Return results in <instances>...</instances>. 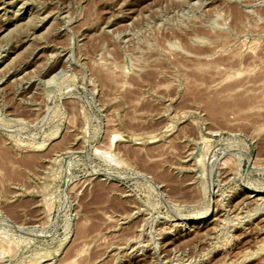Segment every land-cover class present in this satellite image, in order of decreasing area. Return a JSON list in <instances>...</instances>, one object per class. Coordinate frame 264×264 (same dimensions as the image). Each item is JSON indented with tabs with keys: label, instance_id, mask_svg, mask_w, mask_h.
Returning <instances> with one entry per match:
<instances>
[{
	"label": "rangeland",
	"instance_id": "374dc122",
	"mask_svg": "<svg viewBox=\"0 0 264 264\" xmlns=\"http://www.w3.org/2000/svg\"><path fill=\"white\" fill-rule=\"evenodd\" d=\"M263 187L264 0H0V264H264Z\"/></svg>",
	"mask_w": 264,
	"mask_h": 264
},
{
	"label": "bare ground",
	"instance_id": "6f19581e",
	"mask_svg": "<svg viewBox=\"0 0 264 264\" xmlns=\"http://www.w3.org/2000/svg\"><path fill=\"white\" fill-rule=\"evenodd\" d=\"M25 27V26H24ZM234 60V59H233ZM4 69V68H3ZM248 69V68H247ZM249 70V69H248ZM242 71V70H241ZM236 72V71H235ZM248 72V71H247ZM222 73V72H221ZM226 73V72H225ZM231 73V72H230ZM244 73V72H243ZM254 73V72H253ZM7 74V73H6ZM238 74H240L241 75V73H238ZM228 75V74H227ZM234 75V74H233ZM238 77H239V75H237ZM251 76V75H250ZM225 77H226V75H225ZM231 78H232V75H231ZM230 78V79H231ZM236 78V77H235ZM249 78V77H248ZM229 79V78H228ZM221 81V80H220ZM247 100V99H246ZM250 102V101H249ZM245 105H246V103H245ZM253 105V104H252ZM236 107H238V106H236ZM255 107V106H254ZM257 107V106H256ZM245 108V107H244ZM229 109H230V107H229ZM234 109H235V107H234ZM239 110L241 109V107L240 108H238ZM227 110V109H226ZM236 110V109H235ZM238 110V111H239ZM258 111V110H257ZM243 113V112H242ZM114 142V141H113ZM226 161V160H225ZM224 161V162H225ZM225 166V165H224ZM212 171V170H211ZM212 174V173H211ZM209 180V179H208ZM232 183V182H231ZM208 185V184H207ZM207 187V186H206ZM254 187H252L251 189H253ZM264 188V187H263ZM260 191V190H259ZM248 193H250V194H256V195H258V194H261L260 192H258V191H254V190H250ZM225 194V193H224ZM225 196V195H224ZM264 198V197H263ZM255 199V198H254ZM261 199V198H260ZM253 200V199H252ZM262 200V199H261ZM255 201V200H254ZM263 201V200H262ZM243 202V201H242ZM197 203V202H196ZM249 204V203H248ZM246 205V204H245ZM224 206V205H223ZM237 206V205H236ZM239 207V206H238ZM217 208V207H216ZM244 208V207H243ZM241 209V208H240ZM263 210V209H262ZM251 211V210H250ZM261 211V210H260ZM203 212V211H202ZM209 212V211H208ZM255 213V212H254ZM252 214H253V212H252ZM203 215V214H202ZM207 213L206 214H204L203 216H196V217H193V219H190V220H188L187 221V224H193V225H202V223H203V221L204 220H207ZM242 216V215H241ZM241 219V218H240ZM249 219V218H248ZM237 220V219H236ZM252 220V219H251ZM224 221V220H223ZM239 221V220H238ZM243 223V222H242ZM234 224V223H233ZM236 225V224H235ZM239 227V226H238ZM199 229V228H198ZM135 248V247H134ZM255 255V254H254ZM248 258H249V256H248ZM243 259V258H242ZM245 259H247V256H246V258ZM249 260V259H248ZM242 261V260H241ZM204 262V261H203ZM200 263V262H199Z\"/></svg>",
	"mask_w": 264,
	"mask_h": 264
}]
</instances>
